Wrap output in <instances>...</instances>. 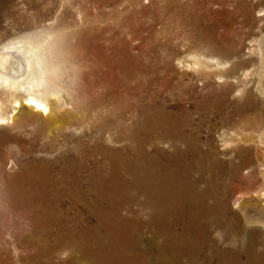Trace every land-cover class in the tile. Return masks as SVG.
<instances>
[{
	"label": "bare ground",
	"instance_id": "1",
	"mask_svg": "<svg viewBox=\"0 0 264 264\" xmlns=\"http://www.w3.org/2000/svg\"><path fill=\"white\" fill-rule=\"evenodd\" d=\"M263 2L0 0V264H264ZM200 10L211 53L177 59L227 86L191 108L150 60Z\"/></svg>",
	"mask_w": 264,
	"mask_h": 264
},
{
	"label": "rangeland",
	"instance_id": "2",
	"mask_svg": "<svg viewBox=\"0 0 264 264\" xmlns=\"http://www.w3.org/2000/svg\"><path fill=\"white\" fill-rule=\"evenodd\" d=\"M19 7H21L20 10L22 11L21 12L22 15L30 14L26 10L27 9V5H24V4L20 3ZM58 8H60V6H56L55 7V12H52V15L54 13L55 14L57 13V9ZM88 8H89V6H88ZM262 8H264V2L254 10V15L257 17V19L259 21V24L262 22L261 26H262V30H264V28H263L264 27V14H262V13H264L263 12L264 10H260ZM62 10L64 11V14L66 16H68V18H71L73 15L77 14L76 13L77 8L75 6H73V5H70V4H65V6H62ZM256 10H258L259 12L256 11ZM23 12H25V13H23ZM202 15H203V10H200V13L198 12V14H197V22H196V24H197V32L200 30L199 31L200 33L198 32L196 35H193L192 37H188L186 32H182V34L179 36L178 34H176V33H178L177 30L179 28L178 27H174L173 24H168V26L165 29H163L162 33H161V35L163 36V39H162V36H161V39L163 40L162 44H165V45H163V47H162L161 44L158 45L157 52H155L158 56H156V57L152 56V59L150 60L152 65L159 66V69L161 68L160 69V73L161 74L163 73L162 76L164 77L166 75L165 70L167 68V66H165V65H167V64L163 60V57H164L163 55L164 54H162V53L166 52V50H167V52L170 53L171 59L167 63L170 62L171 66H172V69L169 70V72L171 73L170 77H171L172 81H171V84H170L169 88L167 89V91H165L166 97L171 102V98L173 96H177V97L183 99V102L186 105H188L189 107H191V108L194 107V103H195V100L197 98L207 97V96H210L211 94H215L217 92H222L227 86V84H224V81L221 80L220 78H218V76H215L213 74H206L203 71V69L201 71L200 70L198 71L196 69L194 70V69H190L188 67L187 68L185 67L182 70V68L180 66V63H179V60L177 59L178 56H182V58H184L185 56L188 57L192 53H196V52L197 53L204 52L206 55H210L209 53H211V50L210 49L208 50L206 43H204V38H206V35H205V33H206V31H205L206 30V22H205V18H204L205 16L203 15L204 16L203 17ZM218 16L219 17L218 18L216 17L214 19V21H213L215 24H216V22L218 20H222L221 19L222 17L220 15H218ZM223 18H225V17H223ZM5 23H6V21H5ZM160 27L161 26L158 25V28H160ZM176 28H177V30H176ZM216 28L217 29L215 31V37L216 38L219 37L218 39H220L221 38L220 34L222 33L221 29H220V27H216ZM254 28H255L254 31H253L254 35H252V36L260 37V33H261V35H263L264 31L261 32L262 30L259 29L258 25H256ZM176 35H178L179 37L176 36ZM251 38L252 37H247L246 39H244L243 44H242V51L245 52V56L246 57H248V56L251 57L252 56L254 59H257L258 58L257 54L256 55L252 54V52H251V50L249 48L250 46H254L252 44L253 42L251 41ZM2 39L3 38L0 37V40H2ZM66 39H72V37L66 36ZM191 39H193L194 42H191L190 41ZM196 41H197V43H196ZM73 47L74 46L72 44H70L68 42L66 43V47H64V50L66 51V52L64 51L66 56L67 55H72L71 57H73V55H75V52H77L78 50H77V48H75V47L73 48ZM162 49H164V50H162ZM160 50L163 51V52H161ZM151 53H154V52H151ZM158 57H159V59H158ZM161 57H162V59H161ZM145 59H146V61L149 62L148 58H145ZM156 60H158V61H156ZM251 62H252L251 64H254L256 62V60H251ZM73 64H74V66H77V69L75 70L72 67V69H73L72 73H73V71L75 73H78V76L76 74L75 77L79 80V82H81L80 81V77L81 76H79V74L81 75V69H80V71H78L79 70V68H78L79 67L78 66L79 62L75 61V62H73ZM222 84H224V86ZM65 95L67 96V94H65ZM189 96H190V98H187ZM262 105H264V104L262 103ZM31 109H32V111L30 113V118L32 116V118H31L32 119L31 120V129H33V130L34 129L35 130H43L42 123L44 122L45 117L48 116V113H45L44 111L40 112V110H38L36 107L35 108H31ZM226 110L227 109L225 108V111ZM249 112L250 113H252V112L255 113V112H257V110L256 109L255 110H250ZM12 114L13 113H11V115ZM16 115H18V113ZM35 117H37V118H35ZM39 119H40V121H39ZM33 123H34V125H33ZM221 123H222V121L220 120L219 117H215V119H213V122H212V125H211L213 127V133L217 134V132H219V130H222L223 128H226V127L229 128V127L233 126V123H231V122L230 123H222V124ZM221 125H223V126H221ZM34 126L36 128H34ZM37 127H39V129ZM1 129H4V127L0 126V130ZM204 132H203V134H206V132L205 133ZM258 132L259 131L255 132L253 134L255 135V138L259 141L260 139H259ZM257 143L258 142H256V143L252 142L251 144L254 145V147H255L257 145ZM263 145H264V143H263ZM249 172H250V169H246V170L243 171L244 175L246 177H248V179H250L249 177H250V174H251ZM258 175H259L258 176V181L259 182L257 181V185L256 186L259 187V188H262L264 186V170H263V172L261 171ZM2 213H0V228L4 229V226H5L6 222H7L6 210L3 209Z\"/></svg>",
	"mask_w": 264,
	"mask_h": 264
},
{
	"label": "snow or ice",
	"instance_id": "3",
	"mask_svg": "<svg viewBox=\"0 0 264 264\" xmlns=\"http://www.w3.org/2000/svg\"><path fill=\"white\" fill-rule=\"evenodd\" d=\"M37 107H40L39 105H37Z\"/></svg>",
	"mask_w": 264,
	"mask_h": 264
}]
</instances>
